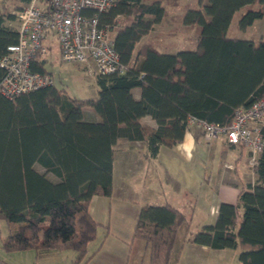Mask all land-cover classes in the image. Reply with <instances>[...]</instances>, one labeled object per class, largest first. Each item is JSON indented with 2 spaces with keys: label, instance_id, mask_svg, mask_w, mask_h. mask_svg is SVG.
Returning <instances> with one entry per match:
<instances>
[{
  "label": "trees",
  "instance_id": "trees-1",
  "mask_svg": "<svg viewBox=\"0 0 264 264\" xmlns=\"http://www.w3.org/2000/svg\"><path fill=\"white\" fill-rule=\"evenodd\" d=\"M29 1L0 0V58L17 42L10 24ZM199 2L185 6L181 16L182 24L197 26L196 46L174 52L140 39L162 21L167 7L181 0H116L98 12L124 69L94 73V97L71 96L55 81L46 67L51 35L44 41L47 58L36 54L30 69L49 74L52 83L7 96L1 91L5 69L0 66V220L20 224L3 240L4 250H73L70 264H86L93 254L86 255L87 246L99 225L89 202L94 195L112 193L119 138L142 141L145 156L153 158L161 145L182 140L190 118L229 125L236 108L264 95V38L255 42L228 34L234 13L246 5L258 6L240 15L241 28L264 17V0ZM120 17L125 18L122 25ZM133 88L139 89V98ZM86 107L97 119L87 116ZM147 115L155 126L142 121ZM260 132L264 137V126ZM251 169L255 182L241 183L235 202H220L215 220L195 231L174 205L141 203L131 241L146 244L149 264H170L177 230L184 224L185 243L239 247V264H264V150Z\"/></svg>",
  "mask_w": 264,
  "mask_h": 264
},
{
  "label": "crops",
  "instance_id": "crops-1",
  "mask_svg": "<svg viewBox=\"0 0 264 264\" xmlns=\"http://www.w3.org/2000/svg\"><path fill=\"white\" fill-rule=\"evenodd\" d=\"M183 2L182 0V4ZM178 8H180V5ZM180 14L182 15V13ZM10 26L14 29L18 27H14L12 24ZM156 26L143 36L140 42L150 40L148 36H150ZM47 42L52 47L50 48V52L55 51L59 58L56 39L49 36ZM154 44L161 51L174 52L179 49L175 48L178 46L169 40L161 43V46L166 47L167 50L160 49L155 40ZM132 92L136 98H139L138 88H133ZM87 111V116L90 119H97L95 113L88 109ZM142 121L151 126L156 125L155 121L148 115L142 117ZM131 142H138V183L143 184L145 182L144 179L149 176L151 177L152 186H155L159 192L154 193V191L152 193L148 188L147 190L138 189V201L141 200L143 201L142 203L146 202L150 204L170 203L185 213L190 219V223L194 222L196 225L213 222L219 203H234L240 184L253 183L256 178V174L250 167V152L246 147L229 144L222 135L208 139L204 135L203 130L195 124H191L186 129L180 142L172 146L161 145L158 154L153 158L145 156L144 143L142 141H129L119 138L114 148L116 150L118 143L130 146ZM218 148L220 151L222 150V153L218 157L214 171L213 163L212 161L210 162V155L214 151H217ZM115 150L112 193L109 196L94 195L89 202L90 214L99 222V225L112 226L113 233L118 227L117 223L115 224L112 221H117L119 215L127 216V213H132L135 223V218L139 212V205L134 209L131 207L130 201L127 202L126 198H121L119 193V195L116 194L118 187L115 183ZM151 195L153 198H151ZM125 203H127V206L124 205ZM112 208L115 210L112 211ZM112 212H114L113 215ZM18 226H20L19 223H9V231ZM112 230L111 239L108 240L107 232L106 237H104L99 247L93 250V254L86 264L127 263L128 254L125 252V245L122 246V244H127L125 237H132V230H130L131 232H127L128 234L121 235V231L119 232L120 236L116 234L118 236L115 237H123L122 244L113 237ZM0 241L2 243L1 237ZM106 242L114 243V248L111 250L109 247H106L104 245ZM187 246H189L188 252L192 253L197 250L208 253L210 249H213L206 245L195 243H187ZM1 248L3 249V247ZM4 251L0 253V260L3 261L2 264H70V260L76 253L73 250H71L73 253H70L66 250L53 248H40L37 251L34 249Z\"/></svg>",
  "mask_w": 264,
  "mask_h": 264
},
{
  "label": "built area",
  "instance_id": "built-area-1",
  "mask_svg": "<svg viewBox=\"0 0 264 264\" xmlns=\"http://www.w3.org/2000/svg\"><path fill=\"white\" fill-rule=\"evenodd\" d=\"M116 0H30L18 12L16 28L18 40L8 45L0 58L5 69L1 91L13 96L52 83V76L30 69L36 54L46 59L48 48L44 41L48 35L56 39L62 61L85 63L88 72H121L124 65L112 46L109 26L101 25L97 13L115 4ZM93 10V14H86ZM189 125L200 127L206 138L223 135L229 144L242 145L250 152L249 163L257 162L264 150V95L248 107H238L229 125L190 118ZM214 211V209H212Z\"/></svg>",
  "mask_w": 264,
  "mask_h": 264
},
{
  "label": "rangeland",
  "instance_id": "rangeland-1",
  "mask_svg": "<svg viewBox=\"0 0 264 264\" xmlns=\"http://www.w3.org/2000/svg\"><path fill=\"white\" fill-rule=\"evenodd\" d=\"M181 0L180 8L167 7V14L163 18L162 22L156 26V28L151 32L148 38L154 42H157L158 47L162 50H167L166 47H162L161 43L166 42L167 40L175 43V48H189L193 49L196 46L195 34L197 33V26H185L181 22V14L183 13L185 6L189 7H198L200 6L199 0ZM10 8H12V3L9 2ZM25 5V4H22ZM258 5H246L241 9L237 10L234 13L229 26L228 34L229 36H235L239 38H248L252 39L255 42L260 38H264V17L256 19L253 24L241 28L238 24V18L242 13H244L248 8L257 7ZM125 22L124 17H120L119 25H122ZM19 23V20H13L11 24L16 27ZM184 25V26H183ZM17 28V27H16ZM174 32V33H172ZM172 33V34H166ZM46 67L49 71L52 72L55 81L59 80V85L64 86L68 94L76 97H94L97 93V84L95 81V75L93 72L86 71L85 64L83 63H74V62H65L61 61L55 51H51L48 55V60L46 62ZM88 70V69H87ZM90 111H94L91 107H86ZM191 125V124H190ZM189 125V126H190ZM125 140V138H122ZM222 150L218 148L217 151L211 153L210 162L213 163V168L215 171L216 162H218V157L221 156ZM252 164H250L251 167ZM138 142L130 143V146H124L121 143H118L115 150V183L118 187L116 194H120V197L126 198L127 202L131 204L132 208H136L143 201H138V189L147 190L153 193H159L155 186L151 184V177L147 176L144 179V183H138ZM145 170V169H144ZM254 179L253 183L255 182ZM139 186V187H138ZM149 190L148 192L151 193ZM118 194V195H119ZM151 198L153 196L151 195ZM134 199V200H133ZM131 200H133L131 202ZM127 206V203L124 204ZM127 209V208H126ZM115 210L112 208V211ZM114 212H112V215ZM115 224L117 223L118 229L112 230V226H103L99 225L97 227V233L94 240L88 244V252L86 255H89L93 252L99 245L102 243L104 237H106L108 232V240L111 239V230L113 237L118 240L121 244L123 242V237H115L119 235L121 231L122 234H128L131 232L134 227V217L132 213H127V216H118L117 221H112ZM113 224V223H112ZM202 225H196L194 222L190 223L189 227L191 230H198ZM114 227V225H113ZM128 229V230H126ZM9 232V223L0 220V237L2 242L4 238L7 237ZM185 225H181L177 230V236L172 250V255L170 264H238V253L240 248H221V249H210V252L205 253L199 250L195 252H188L187 242L183 240L186 237ZM118 234V235H116ZM120 236V235H119ZM110 237V238H109ZM113 238V239H114ZM127 244L125 245V252L128 254V261L126 264H149V251L146 244L139 238H135L131 241V237H125ZM131 241V242H130ZM106 247L112 250L114 248V243L106 242L104 244ZM2 243L0 241V253L5 252L2 248ZM72 252L71 250H66Z\"/></svg>",
  "mask_w": 264,
  "mask_h": 264
},
{
  "label": "bare ground",
  "instance_id": "bare-ground-1",
  "mask_svg": "<svg viewBox=\"0 0 264 264\" xmlns=\"http://www.w3.org/2000/svg\"><path fill=\"white\" fill-rule=\"evenodd\" d=\"M219 136V135H218ZM223 136V135H222ZM217 137V136H216ZM224 137V136H223ZM214 138V137H213ZM225 139V138H224ZM226 141V140H225Z\"/></svg>",
  "mask_w": 264,
  "mask_h": 264
}]
</instances>
